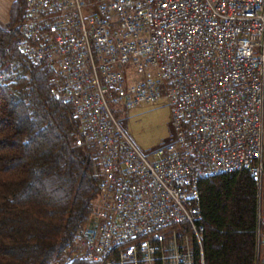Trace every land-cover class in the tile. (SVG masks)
I'll use <instances>...</instances> for the list:
<instances>
[{
  "label": "built area",
  "instance_id": "built-area-1",
  "mask_svg": "<svg viewBox=\"0 0 264 264\" xmlns=\"http://www.w3.org/2000/svg\"><path fill=\"white\" fill-rule=\"evenodd\" d=\"M17 46L52 65L54 93L80 120L77 145L100 157L98 210L74 258L205 264L199 184L242 171L257 181L264 248V0H26ZM130 64L144 81L126 90ZM162 97L176 136L150 159L111 104ZM176 225L189 232L172 237L167 256L162 237L148 238Z\"/></svg>",
  "mask_w": 264,
  "mask_h": 264
},
{
  "label": "trees",
  "instance_id": "trees-1",
  "mask_svg": "<svg viewBox=\"0 0 264 264\" xmlns=\"http://www.w3.org/2000/svg\"><path fill=\"white\" fill-rule=\"evenodd\" d=\"M25 5L16 0L9 26L0 25V264H95L74 257L76 236L91 223L99 195L100 157L77 147L80 120L54 93L52 65L31 63L18 49ZM199 202L205 264H257L253 175L202 180Z\"/></svg>",
  "mask_w": 264,
  "mask_h": 264
},
{
  "label": "rangeland",
  "instance_id": "rangeland-1",
  "mask_svg": "<svg viewBox=\"0 0 264 264\" xmlns=\"http://www.w3.org/2000/svg\"><path fill=\"white\" fill-rule=\"evenodd\" d=\"M16 0H0V25L7 28L10 23L11 11ZM23 24V23H22ZM22 26V25H21ZM123 86L127 90L132 84L137 85L144 81V77L136 73L135 68L130 64L123 66ZM114 95L118 96L116 87L112 88ZM111 108L114 115L126 132V134L132 139V141L144 152L150 159H153L154 154L172 144L175 141V129L174 120L171 112L169 101L162 97L154 103H142L130 110H127L123 104L113 105ZM79 134V133H78ZM79 136L76 137V144L78 143ZM77 147L87 153V149L80 144ZM98 197L95 202L94 213L92 216L91 225L96 217V211L98 210ZM175 232V233H174ZM181 235L183 231L177 227L169 228L163 232L151 236L148 240L153 244L154 241L164 239V245L166 248V255L171 256V244L172 237L174 235ZM76 247L78 245L76 243ZM264 248L258 249V261L260 262L261 254H264ZM261 253V254H260ZM264 256V255H263ZM82 258V257H81Z\"/></svg>",
  "mask_w": 264,
  "mask_h": 264
}]
</instances>
